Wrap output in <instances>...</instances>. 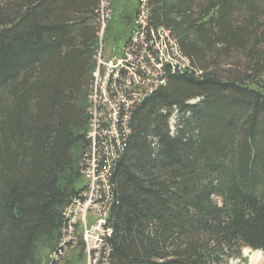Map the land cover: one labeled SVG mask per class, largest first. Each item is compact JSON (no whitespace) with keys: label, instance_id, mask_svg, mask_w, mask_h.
Segmentation results:
<instances>
[{"label":"trees","instance_id":"obj_1","mask_svg":"<svg viewBox=\"0 0 264 264\" xmlns=\"http://www.w3.org/2000/svg\"><path fill=\"white\" fill-rule=\"evenodd\" d=\"M147 6L188 63L131 108L108 176L109 264L264 257V0ZM99 8L0 0V264H44L81 198Z\"/></svg>","mask_w":264,"mask_h":264},{"label":"built area","instance_id":"obj_2","mask_svg":"<svg viewBox=\"0 0 264 264\" xmlns=\"http://www.w3.org/2000/svg\"><path fill=\"white\" fill-rule=\"evenodd\" d=\"M139 6L134 30L120 57L105 62L98 53L95 103L88 107L93 112V122L88 129L92 152L86 156L85 185L80 191L81 198L75 197L69 204L66 226L62 229L64 240L57 246L54 258L58 251L74 246L78 235L82 234L86 264H109L108 176L111 163L119 154V142L127 127V112L140 96L163 85L166 67L171 72L184 67V59L181 67H174L171 60H165V52L177 55L171 47L162 49V60L153 59L154 41H148L143 33V19L147 18L144 0H140ZM99 7L97 21L104 29L111 16L110 0H99ZM157 38H164L159 35V29ZM100 49L101 46L99 52ZM109 67H112L111 72Z\"/></svg>","mask_w":264,"mask_h":264},{"label":"rangeland","instance_id":"obj_3","mask_svg":"<svg viewBox=\"0 0 264 264\" xmlns=\"http://www.w3.org/2000/svg\"><path fill=\"white\" fill-rule=\"evenodd\" d=\"M129 3H132L133 5L135 3V0H129ZM127 7H131L129 4H127V0H112L111 16H110V19H109L110 22L108 25H111L112 27L114 25L113 30L116 32L117 31L120 32V36L119 38H117L116 43H115V45L117 46V50L121 48V46L127 39V35L121 33L122 26L124 22L126 21L127 17H130L129 19L131 20L133 19V16H134L133 12L130 13L128 11ZM97 26H98V23H97ZM99 32L101 33V38H102L103 30ZM110 35L111 34H108V32L105 33L104 52L108 55L113 54L114 52H117L112 48L113 38H110ZM108 69L110 70L112 69V67H109ZM111 71L112 70H110V72ZM59 238L60 239H59V243L57 246H59L62 240H64V232H61ZM39 251L44 256L48 254V250L45 248L44 249L40 248ZM61 253H63V251H61ZM61 253L58 252V255ZM242 254L243 255L241 259H233L229 262V264H264V257L259 252L257 253L249 249H244L242 251ZM81 256L82 254H81V250H79V247H72V248L67 247L64 253L60 256V259L57 264H85L86 259L84 258V256H82V258L80 259ZM45 259H46V262L44 264H49L48 259L50 261L53 259L52 253L48 254V259L47 257H45ZM76 260H78V262ZM52 264H55V263H52Z\"/></svg>","mask_w":264,"mask_h":264},{"label":"bare ground","instance_id":"obj_4","mask_svg":"<svg viewBox=\"0 0 264 264\" xmlns=\"http://www.w3.org/2000/svg\"><path fill=\"white\" fill-rule=\"evenodd\" d=\"M144 3H145V7H146L145 14L148 18L149 10H148V6H147V0H144ZM147 18L143 19V33H144V36L148 37V41H154L155 51H153V59L162 60V49H166V47H165V42H166V43H168V47L175 49V51L177 52V55H172V52H165V60H171L172 66L177 67L178 65L181 66L182 59H184V66H186L185 64L188 63L187 59H185L184 57L181 56V54L179 53L180 51H179L178 46L175 44L174 40H172L171 36L167 33V31L164 30L162 27H158L157 29H159V35H161V37H164V38L163 39L157 38V29L154 30L153 28H150L147 25ZM102 30H103V27L100 29V31H102ZM97 61H98V59H97ZM92 75H93V90L89 96L90 107H93V105L95 103L97 66L95 67L94 71L92 72ZM165 79H163V84L165 83ZM145 96L146 95L140 96L136 103L140 102ZM129 115H130V112H127V120L129 118ZM92 122H93V120H92ZM126 130L128 131V127H126ZM120 146H121V140L119 142V147ZM82 175H83V177H85V169L83 170ZM108 189H109V184H108ZM68 210H69V206L67 207V212H66L67 217H68ZM108 213L109 212L107 210V217H108ZM106 231H107V229H106ZM58 252L61 253V251H58Z\"/></svg>","mask_w":264,"mask_h":264},{"label":"flooded vegetation","instance_id":"obj_5","mask_svg":"<svg viewBox=\"0 0 264 264\" xmlns=\"http://www.w3.org/2000/svg\"><path fill=\"white\" fill-rule=\"evenodd\" d=\"M127 4H129L131 7H127L128 8V11L130 12V13H132L133 12V10L136 8V0H135V5L133 4L132 5V3H129V0H127ZM112 30V29H111ZM80 259H81V257H80ZM77 262H78V260H76Z\"/></svg>","mask_w":264,"mask_h":264}]
</instances>
